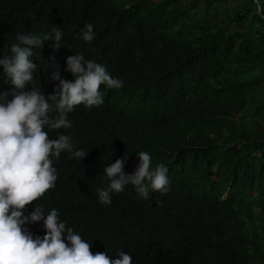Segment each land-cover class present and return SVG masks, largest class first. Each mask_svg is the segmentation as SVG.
<instances>
[{"label": "trees", "instance_id": "16d2710c", "mask_svg": "<svg viewBox=\"0 0 264 264\" xmlns=\"http://www.w3.org/2000/svg\"><path fill=\"white\" fill-rule=\"evenodd\" d=\"M78 7L95 30L97 79L112 70L129 100L76 124L74 142L132 149L130 158L151 152L157 161L146 171L167 193L126 194L103 210L97 196L107 181L97 184L90 161L62 158L45 201L62 210L65 225L34 222L55 260L47 264H96L97 249L111 260L101 264H264V0H86ZM142 99L164 113L138 129L127 113ZM53 127L36 132L50 137ZM0 264L33 263L0 253Z\"/></svg>", "mask_w": 264, "mask_h": 264}, {"label": "clouds", "instance_id": "9594fccd", "mask_svg": "<svg viewBox=\"0 0 264 264\" xmlns=\"http://www.w3.org/2000/svg\"><path fill=\"white\" fill-rule=\"evenodd\" d=\"M85 1L0 0V253L33 264L55 262L48 255L45 230L34 222L49 229L65 225L62 210L45 201L59 183L54 175L64 164L62 158L74 164L90 161L97 184L107 181L109 186L97 196L100 209L115 208L126 194L137 199L167 193L146 171L157 161L151 152L130 158L132 149H93L74 142L76 124L92 122L98 112L119 109L129 100L123 96L126 84L112 70L106 81L97 79L101 68L90 53L95 30L78 7ZM161 106L142 99L138 106L130 105L127 115L142 129L164 113ZM80 113L83 120L76 117ZM48 125L54 126L51 136H39L37 129ZM67 138L73 141L70 147L62 144ZM90 259L111 262L98 249Z\"/></svg>", "mask_w": 264, "mask_h": 264}, {"label": "water", "instance_id": "95a60500", "mask_svg": "<svg viewBox=\"0 0 264 264\" xmlns=\"http://www.w3.org/2000/svg\"><path fill=\"white\" fill-rule=\"evenodd\" d=\"M256 1V3H258V0H255ZM261 12V11H260Z\"/></svg>", "mask_w": 264, "mask_h": 264}]
</instances>
